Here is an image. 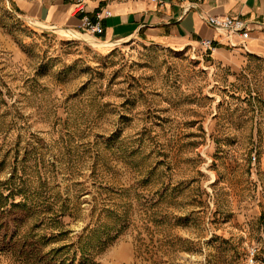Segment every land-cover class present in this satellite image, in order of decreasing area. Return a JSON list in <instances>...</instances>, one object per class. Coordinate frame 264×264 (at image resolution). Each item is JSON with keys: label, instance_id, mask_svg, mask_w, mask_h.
Returning <instances> with one entry per match:
<instances>
[{"label": "rangeland", "instance_id": "374dc122", "mask_svg": "<svg viewBox=\"0 0 264 264\" xmlns=\"http://www.w3.org/2000/svg\"><path fill=\"white\" fill-rule=\"evenodd\" d=\"M263 226L264 50L0 0V264H264Z\"/></svg>", "mask_w": 264, "mask_h": 264}, {"label": "crops", "instance_id": "0c3cea01", "mask_svg": "<svg viewBox=\"0 0 264 264\" xmlns=\"http://www.w3.org/2000/svg\"><path fill=\"white\" fill-rule=\"evenodd\" d=\"M28 16L49 27H79L81 14L68 0H13ZM110 8L112 16L103 21L105 41L139 38L148 42L182 44L211 38L217 45L213 53L264 50V0H104L87 5L89 12ZM208 15H231L247 20L250 37L242 45L237 34L228 36L210 26ZM233 46V47H232ZM214 55V54H213Z\"/></svg>", "mask_w": 264, "mask_h": 264}, {"label": "built area", "instance_id": "2783aa9c", "mask_svg": "<svg viewBox=\"0 0 264 264\" xmlns=\"http://www.w3.org/2000/svg\"><path fill=\"white\" fill-rule=\"evenodd\" d=\"M75 4L76 12L81 14L79 27L95 36H100L104 32V19L112 16L113 11L106 7L97 8L89 12L87 9L88 4L84 0H76ZM205 19L210 26L224 32L228 36L239 35L243 46H245V41L250 37V28L247 20L231 15H208ZM200 45L209 52H213L216 48L214 40L211 38H202ZM262 236L264 239V226Z\"/></svg>", "mask_w": 264, "mask_h": 264}, {"label": "trees", "instance_id": "16d2710c", "mask_svg": "<svg viewBox=\"0 0 264 264\" xmlns=\"http://www.w3.org/2000/svg\"><path fill=\"white\" fill-rule=\"evenodd\" d=\"M215 46H217V45L215 44Z\"/></svg>", "mask_w": 264, "mask_h": 264}]
</instances>
